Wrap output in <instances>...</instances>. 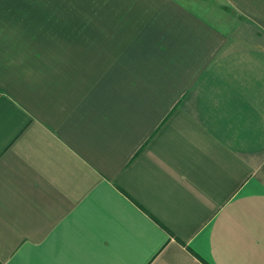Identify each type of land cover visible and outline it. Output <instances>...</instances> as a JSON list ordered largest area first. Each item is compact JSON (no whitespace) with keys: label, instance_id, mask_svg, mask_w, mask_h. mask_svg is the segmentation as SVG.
Wrapping results in <instances>:
<instances>
[{"label":"crops","instance_id":"1","mask_svg":"<svg viewBox=\"0 0 264 264\" xmlns=\"http://www.w3.org/2000/svg\"><path fill=\"white\" fill-rule=\"evenodd\" d=\"M0 264H264V0H0Z\"/></svg>","mask_w":264,"mask_h":264}]
</instances>
